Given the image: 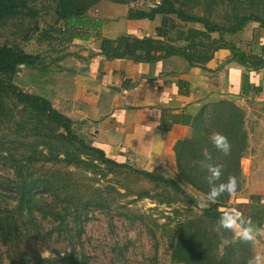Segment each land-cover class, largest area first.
Listing matches in <instances>:
<instances>
[{
    "label": "rangeland",
    "instance_id": "obj_1",
    "mask_svg": "<svg viewBox=\"0 0 264 264\" xmlns=\"http://www.w3.org/2000/svg\"><path fill=\"white\" fill-rule=\"evenodd\" d=\"M160 1L98 0L86 15L106 19L149 10ZM173 1L186 13L226 28L241 17L264 21V0ZM29 6L31 13L0 21V41L40 56L35 66H21L14 81L47 98L56 94V80L62 79L63 51L81 46L38 39L53 21L57 0H29ZM239 108L236 117L247 135L241 159L245 187L251 171H264V113ZM73 130L95 146L87 124L75 121ZM62 133V127L39 120L15 97L0 92V219L6 228L0 231V264H249L257 255L264 264V239L256 234L241 240L239 225L224 229L218 224L220 216L204 215V208L219 207L178 167L175 174H164L176 179L194 202L169 184L102 162L96 152ZM31 154L58 155L60 160H23ZM71 158L76 162H68ZM237 195L229 204L236 205ZM241 219L245 224L246 218Z\"/></svg>",
    "mask_w": 264,
    "mask_h": 264
},
{
    "label": "crops",
    "instance_id": "obj_2",
    "mask_svg": "<svg viewBox=\"0 0 264 264\" xmlns=\"http://www.w3.org/2000/svg\"><path fill=\"white\" fill-rule=\"evenodd\" d=\"M128 12L96 18L103 25L100 37L72 41L81 47L63 51L62 79L56 80V94L47 97L74 123L91 127L95 146L107 157L146 171L175 174V146L191 135L193 119L205 106L230 100L264 113L263 24L251 21L235 33L211 32L212 40L225 45L203 66L178 54L153 62L108 58L101 49L103 38L115 40L123 34L163 38L157 35L163 15L134 19L127 17ZM177 23L163 39L178 46L188 44L178 37L179 31L205 30L199 22L177 18ZM260 168L251 171V183L237 192V203L264 204ZM245 218L244 225L264 239V222L258 225Z\"/></svg>",
    "mask_w": 264,
    "mask_h": 264
},
{
    "label": "trees",
    "instance_id": "obj_3",
    "mask_svg": "<svg viewBox=\"0 0 264 264\" xmlns=\"http://www.w3.org/2000/svg\"><path fill=\"white\" fill-rule=\"evenodd\" d=\"M97 1L57 0L53 21L42 30L38 39L40 41L53 40L63 46L75 39L89 40L92 36L100 37L102 22L86 15L87 9ZM117 2L124 3L125 0H117ZM25 12H32L29 0H0V21ZM159 15H163V21L158 27L157 35L163 38H167L170 32L176 28L178 25L177 18L184 21L199 22L205 26V30L189 28L187 31H179L178 37L185 40L188 43L187 46H178L163 38H138L128 34H123L115 40L103 38L101 47L103 54L108 58H131L148 62H153L161 56L178 54L184 56L192 64L203 66L212 58L215 50L225 45L212 40L211 32L218 31L222 35L226 32L235 33L249 21H258L264 25V21L260 17L253 15L241 17L232 26L226 28L202 16L186 13L183 9L176 7L173 0H161L149 10H129L127 17L155 19ZM159 52L161 55L158 54ZM39 61L40 56L38 54L26 52L18 45H8L0 41V92L15 97L24 109L33 112L39 120H46L62 127L65 131L61 135L63 138L69 141H78L83 148L96 152L102 162L127 167L152 181L169 184L189 197L176 179L166 177L159 172L136 168L127 163H119L107 157L102 149L87 145L74 132V121L54 107L48 98L21 89L14 81L15 76L21 70V66H35ZM43 70L46 69L43 68ZM239 110V106L230 100L205 106L193 119L191 135L179 140L175 146L177 167L179 173L186 174L188 182L197 191L206 194L212 187L209 183L211 180L209 166L221 168V175L218 180L214 181L215 184L226 182L229 177L236 178V191L231 194L227 192L221 194L213 203L214 206L219 207L218 210L211 211L210 207H206L203 209L204 215L217 218L229 210H238L241 218L248 217L252 223L263 225L264 204L236 203L234 206L229 204L230 197L244 187L241 159L247 149V135L241 130V120H237L236 117ZM217 132L225 135L230 143V152L227 155L218 151L210 142V136ZM23 160L27 162L50 161L60 160V157L58 155L31 154L24 157ZM67 160L68 162H76L75 158ZM189 198L194 202L193 198ZM0 231H6L2 219H0ZM47 260L49 261V259Z\"/></svg>",
    "mask_w": 264,
    "mask_h": 264
},
{
    "label": "clouds",
    "instance_id": "obj_4",
    "mask_svg": "<svg viewBox=\"0 0 264 264\" xmlns=\"http://www.w3.org/2000/svg\"><path fill=\"white\" fill-rule=\"evenodd\" d=\"M211 144L220 152L227 155L230 152V143L227 137L221 133H213L210 136ZM211 172V180L209 181L212 187L207 193V201H214L221 194L227 192L233 193L237 189V180L235 177H229L226 182L215 184L214 181L218 180L221 175V168L219 166H209ZM205 201V203H207ZM218 224L221 228L233 230L239 225L240 230L238 237L241 240L249 241L254 239L257 234L252 227L245 226L241 222V214L238 210H229L226 213L221 214ZM249 264H261V257L257 255L253 260L249 261Z\"/></svg>",
    "mask_w": 264,
    "mask_h": 264
}]
</instances>
